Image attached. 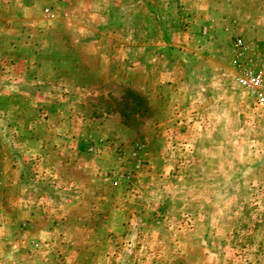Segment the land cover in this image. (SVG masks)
<instances>
[{
  "label": "rangeland",
  "instance_id": "obj_1",
  "mask_svg": "<svg viewBox=\"0 0 264 264\" xmlns=\"http://www.w3.org/2000/svg\"><path fill=\"white\" fill-rule=\"evenodd\" d=\"M237 37L264 50V0H0V264H264Z\"/></svg>",
  "mask_w": 264,
  "mask_h": 264
},
{
  "label": "built area",
  "instance_id": "obj_2",
  "mask_svg": "<svg viewBox=\"0 0 264 264\" xmlns=\"http://www.w3.org/2000/svg\"><path fill=\"white\" fill-rule=\"evenodd\" d=\"M231 47L238 86L249 93L257 104L264 106V50L260 51L257 47L246 44L241 37H237ZM87 147L88 150L93 151L96 148V142L89 143ZM117 158L120 160L119 164L123 166L122 170L113 172L114 185L121 180L131 181L135 169L140 167L141 162L136 152L129 153L127 157H123L124 159L121 154H118Z\"/></svg>",
  "mask_w": 264,
  "mask_h": 264
},
{
  "label": "crops",
  "instance_id": "obj_3",
  "mask_svg": "<svg viewBox=\"0 0 264 264\" xmlns=\"http://www.w3.org/2000/svg\"><path fill=\"white\" fill-rule=\"evenodd\" d=\"M48 2L50 1V0H47ZM134 2L136 3L137 2V0H134ZM161 3H162V0H161ZM41 15H42V17L43 18H45V19H47L48 17L49 18H52L53 16H54V14L55 13H53L52 12V8H51V6L50 5H46L44 8H43V10L41 11ZM157 15V14H156ZM132 18H137L136 17V15L135 14H133L132 15ZM153 25H151L150 27H152ZM26 28V27H25ZM23 30H25L24 28H22ZM158 29H160V32H163V30L165 29L164 28V25H162V24H159V25H155V31L157 32L158 31ZM226 31H228L229 30V28L228 27H226V29H225ZM31 31H33V30H31ZM28 34L30 33V32H27ZM149 33V32H148ZM34 34V33H33ZM150 34V33H149ZM20 49V48H19ZM25 49H32V51H35V50H37L38 48H37V46L35 45V44H33L32 45V48H30V46L29 45H27L26 46V48ZM20 51H24V49L23 48H21L20 49ZM38 61V62H37ZM37 61H35L34 59L32 60V62L31 61H29L30 62V64L31 63H35V62H37V64H39V60H37ZM24 65H25V63H27V62H25V60H24ZM33 67L34 66H36L35 64L34 65H32ZM147 93V92H146ZM148 94V93H147ZM247 94H249V93H247ZM153 96V95H152ZM249 96H251L250 94H249ZM149 99H151V97H148ZM264 107V106H263ZM56 164V163H55Z\"/></svg>",
  "mask_w": 264,
  "mask_h": 264
},
{
  "label": "trees",
  "instance_id": "obj_4",
  "mask_svg": "<svg viewBox=\"0 0 264 264\" xmlns=\"http://www.w3.org/2000/svg\"><path fill=\"white\" fill-rule=\"evenodd\" d=\"M160 24H162V25H163L164 23H162V22L160 21Z\"/></svg>",
  "mask_w": 264,
  "mask_h": 264
}]
</instances>
